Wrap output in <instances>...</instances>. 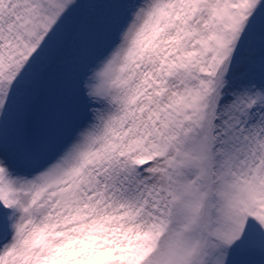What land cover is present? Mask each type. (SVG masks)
I'll return each mask as SVG.
<instances>
[{
    "label": "snow or ice",
    "instance_id": "6c2138e0",
    "mask_svg": "<svg viewBox=\"0 0 264 264\" xmlns=\"http://www.w3.org/2000/svg\"><path fill=\"white\" fill-rule=\"evenodd\" d=\"M0 264H264V0H0Z\"/></svg>",
    "mask_w": 264,
    "mask_h": 264
}]
</instances>
